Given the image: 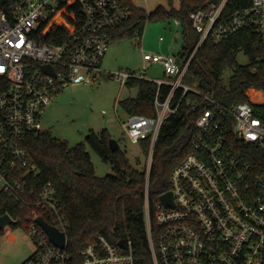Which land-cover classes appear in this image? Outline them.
Instances as JSON below:
<instances>
[{
    "label": "built area",
    "instance_id": "built-area-1",
    "mask_svg": "<svg viewBox=\"0 0 264 264\" xmlns=\"http://www.w3.org/2000/svg\"><path fill=\"white\" fill-rule=\"evenodd\" d=\"M227 1L190 13L200 35L197 48L208 39L220 43L242 30H253L264 47V0H253L249 8L229 14L224 10ZM69 2L80 7L79 28L59 43L40 41L43 24ZM135 18L122 0H0V193L22 208H34V220L26 227L35 251L23 264H70L67 239L64 249L57 247L35 221L43 217L67 237L68 222L53 184L48 182L39 191L32 187L35 168L27 142L47 132L43 114L60 92L70 86L96 85L108 77L122 86L132 79L158 86L156 115L127 113L122 122L132 144L150 140L148 176L165 120L177 112L187 94L197 96L187 102L197 113L190 135L193 151L170 174L173 206L161 199L151 204L146 188L153 264H264V157L256 156L264 155V90L253 93L256 109L249 102L227 107L196 81L187 82L189 64L182 67L172 54L143 49L142 71L106 72L103 61L112 36ZM175 24L179 26L178 21ZM257 60L264 65V54ZM156 64L162 66L164 78H147L146 71ZM162 86L170 88L165 101L159 97ZM178 91L180 102L172 107ZM80 255L82 264H135L130 240L121 248L97 236Z\"/></svg>",
    "mask_w": 264,
    "mask_h": 264
},
{
    "label": "trees",
    "instance_id": "trees-1",
    "mask_svg": "<svg viewBox=\"0 0 264 264\" xmlns=\"http://www.w3.org/2000/svg\"><path fill=\"white\" fill-rule=\"evenodd\" d=\"M136 15L133 22L118 29L112 42L125 37L142 36L147 22L178 21L183 39L182 50L177 59L182 67L187 64V78L196 81L199 88L208 91L227 107L240 102H249L257 108L254 91L264 90V65L258 57L264 54V47L253 30H242L220 43L206 40L197 48L200 35L193 28L189 15L222 0H181L175 8L169 0V8L159 6L147 13L134 5L133 0H122ZM253 0H228L226 13L246 9ZM83 20L77 2L62 4L59 11L43 24L38 39L42 42L59 43L81 25ZM243 52L249 59L247 65L237 62L238 53ZM233 70L229 81L223 82L226 70ZM129 89H137V96L127 98L119 104L129 114L155 116V98L158 86L147 80L132 79ZM170 88L162 86L159 97L165 101ZM178 91L172 101L175 107L181 99ZM197 98L187 94L176 113L165 120L153 151V162L148 176L147 169L131 165L127 153L121 148L113 152L108 130L96 133L91 130L85 142L70 147L66 142L53 137L47 131L32 136L27 142L30 163L35 172L30 182L36 191L51 182L56 190L60 208L68 222L67 253L70 264H82L81 250L97 236L117 246L123 240L132 242L135 264H153L147 238L145 220L146 188L149 187L151 204L170 190V174L174 168L193 151L190 135L197 113L187 106L189 100ZM120 144V143H119ZM87 147L93 149L102 160L110 164L113 174L98 177ZM142 153L148 156L150 140L141 144ZM258 159L264 155L256 153ZM261 172V169H258ZM33 207L22 208L0 193V216L10 215L17 222L0 231V236L11 233L19 226L25 227L34 220Z\"/></svg>",
    "mask_w": 264,
    "mask_h": 264
},
{
    "label": "rangeland",
    "instance_id": "rangeland-1",
    "mask_svg": "<svg viewBox=\"0 0 264 264\" xmlns=\"http://www.w3.org/2000/svg\"><path fill=\"white\" fill-rule=\"evenodd\" d=\"M175 8L181 0H172ZM138 8L147 13L155 11L159 6L169 8V0H133ZM163 41H160V38ZM183 39L181 27L174 21L147 22L142 36L125 37L112 42L104 61L103 69L108 73L125 71L138 73L144 66L143 50L145 52L172 54L177 56L182 50ZM143 49V50H142ZM240 65L249 63L248 57L240 52L237 55ZM233 70H226L223 82L226 84ZM149 79L164 78L161 65H153L146 71ZM189 84H193L188 80ZM137 89L127 86L108 77L96 85H76L65 88L46 108L42 118L44 131H49L56 139L66 142L70 147L85 142L91 130L101 133L108 130L111 139L120 143V148L127 153L132 166L141 170L148 168L149 155L142 153L141 146L132 144L125 132L122 122L127 121V112L119 104L127 98L137 96ZM117 109V112H115ZM106 111L108 115H103ZM87 151L91 156L96 175L105 177L113 174V168L90 147ZM35 251V245L28 234L27 227H18L11 233L0 236V264H23Z\"/></svg>",
    "mask_w": 264,
    "mask_h": 264
},
{
    "label": "water",
    "instance_id": "water-1",
    "mask_svg": "<svg viewBox=\"0 0 264 264\" xmlns=\"http://www.w3.org/2000/svg\"><path fill=\"white\" fill-rule=\"evenodd\" d=\"M44 69L49 68L48 66H44ZM191 128V125L189 126V129ZM110 148L113 152H116L120 149V144L114 139H110L109 141ZM160 199L163 201L165 205L173 206V200L170 192H167L163 194ZM36 223H38L42 229L46 232L49 239L52 241L54 245H56L59 248L64 249L66 247V234L64 232L58 231L55 227L49 225L43 217L36 218ZM14 223L12 218L9 215L0 216V231L4 230L7 226H10ZM118 246L121 248L125 247V243L123 240H121L118 243Z\"/></svg>",
    "mask_w": 264,
    "mask_h": 264
},
{
    "label": "crops",
    "instance_id": "crops-1",
    "mask_svg": "<svg viewBox=\"0 0 264 264\" xmlns=\"http://www.w3.org/2000/svg\"><path fill=\"white\" fill-rule=\"evenodd\" d=\"M177 57V56H176Z\"/></svg>",
    "mask_w": 264,
    "mask_h": 264
}]
</instances>
